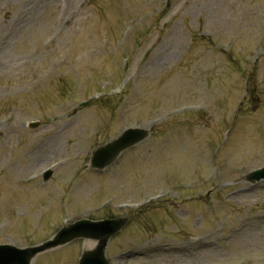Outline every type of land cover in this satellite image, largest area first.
Wrapping results in <instances>:
<instances>
[{
  "label": "rangeland",
  "instance_id": "1",
  "mask_svg": "<svg viewBox=\"0 0 264 264\" xmlns=\"http://www.w3.org/2000/svg\"><path fill=\"white\" fill-rule=\"evenodd\" d=\"M263 166L264 0H0V245L127 216L112 264H264Z\"/></svg>",
  "mask_w": 264,
  "mask_h": 264
},
{
  "label": "water",
  "instance_id": "2",
  "mask_svg": "<svg viewBox=\"0 0 264 264\" xmlns=\"http://www.w3.org/2000/svg\"><path fill=\"white\" fill-rule=\"evenodd\" d=\"M147 136L148 132L146 130L127 131L119 139L94 152L92 167L101 169L108 167L123 151L143 141ZM51 174L48 173L45 176L46 180L50 178ZM263 178L264 168L252 173L249 176V181H258ZM127 223V218L100 222L82 220L65 226L53 240L39 247L19 249L14 246H0V264H31L39 253L69 244L79 238L98 242L93 249L84 251L80 264H110L106 258L109 239L125 228Z\"/></svg>",
  "mask_w": 264,
  "mask_h": 264
},
{
  "label": "bare ground",
  "instance_id": "3",
  "mask_svg": "<svg viewBox=\"0 0 264 264\" xmlns=\"http://www.w3.org/2000/svg\"><path fill=\"white\" fill-rule=\"evenodd\" d=\"M87 248H90L92 246V244L90 242H87L85 245Z\"/></svg>",
  "mask_w": 264,
  "mask_h": 264
}]
</instances>
